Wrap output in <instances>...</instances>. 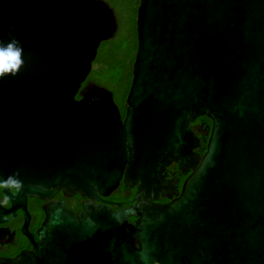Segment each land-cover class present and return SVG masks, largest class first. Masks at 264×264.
I'll list each match as a JSON object with an SVG mask.
<instances>
[{
	"label": "water",
	"instance_id": "95a60500",
	"mask_svg": "<svg viewBox=\"0 0 264 264\" xmlns=\"http://www.w3.org/2000/svg\"><path fill=\"white\" fill-rule=\"evenodd\" d=\"M135 26L122 118L108 89L81 93L118 30L108 3L0 0V42L23 49L0 77V181L23 182L0 222L19 209L27 234V199L46 202L32 249L0 264H264V0H139ZM173 161L192 173L159 204L150 172ZM121 180L128 206L103 199Z\"/></svg>",
	"mask_w": 264,
	"mask_h": 264
},
{
	"label": "flooded vegetation",
	"instance_id": "af4514ba",
	"mask_svg": "<svg viewBox=\"0 0 264 264\" xmlns=\"http://www.w3.org/2000/svg\"><path fill=\"white\" fill-rule=\"evenodd\" d=\"M88 78L81 87L82 94H84L89 88L97 86L93 81L89 80ZM77 99H80V95L77 96ZM191 128L195 132L196 138L199 140L200 145L198 147V154L201 157L204 154L206 146V143L204 141L208 139V136H206V134H208L211 129L207 130L204 128V122L201 118H198L194 123H192ZM124 173H126V171ZM150 173H161V176L164 181L162 183L163 190L166 194H169L171 196V199L164 197L159 202V204L166 205L171 200H174L177 194L181 192L183 184L188 175L192 173V170L188 168H181L178 162L173 161L166 165L162 171ZM135 191L136 187L126 189L123 180H121L118 187L113 190L108 197L103 199L105 201L112 202L115 204L122 203L123 206H128L129 204H127V201L133 197ZM14 193V191H11V194ZM4 200H7V204L0 207L1 211H6L9 209L10 201L4 195L3 189H0V202ZM51 201H63L67 210H71L74 213H78L81 211L82 205L88 200L77 193L71 196H65L62 191H59ZM45 204V201L36 198L27 199L26 211L29 216V222L25 229L27 234H24L22 232V229L25 224V217L21 210H14L13 218H11V214L2 213L5 221L0 222V259L14 258L20 252L27 249H32V244L37 241L36 232L45 219V212L43 210ZM112 209L117 210L118 208L117 206L113 205ZM131 221L134 223L136 219L132 218ZM29 235L32 237V239L29 238Z\"/></svg>",
	"mask_w": 264,
	"mask_h": 264
},
{
	"label": "trees",
	"instance_id": "16d2710c",
	"mask_svg": "<svg viewBox=\"0 0 264 264\" xmlns=\"http://www.w3.org/2000/svg\"><path fill=\"white\" fill-rule=\"evenodd\" d=\"M103 1L114 10L119 30L112 40L100 45L88 79L113 94L124 118V101L131 86L132 66L137 50L135 18L139 0ZM201 119L204 122V128L210 130L211 121L205 117Z\"/></svg>",
	"mask_w": 264,
	"mask_h": 264
},
{
	"label": "clouds",
	"instance_id": "9594fccd",
	"mask_svg": "<svg viewBox=\"0 0 264 264\" xmlns=\"http://www.w3.org/2000/svg\"><path fill=\"white\" fill-rule=\"evenodd\" d=\"M23 49L19 45V42L15 39L10 40L7 43L0 42V77H4L7 74L18 73L23 60ZM23 182L17 175L8 177L6 180L0 181V189H7L9 192L22 190ZM7 204V200L0 202V207Z\"/></svg>",
	"mask_w": 264,
	"mask_h": 264
},
{
	"label": "rangeland",
	"instance_id": "374dc122",
	"mask_svg": "<svg viewBox=\"0 0 264 264\" xmlns=\"http://www.w3.org/2000/svg\"><path fill=\"white\" fill-rule=\"evenodd\" d=\"M99 51V50H98ZM93 68V67H92Z\"/></svg>",
	"mask_w": 264,
	"mask_h": 264
}]
</instances>
